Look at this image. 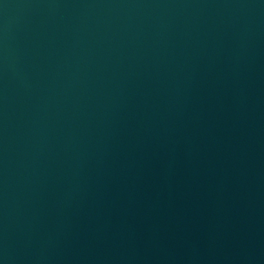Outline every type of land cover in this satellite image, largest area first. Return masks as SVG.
Returning <instances> with one entry per match:
<instances>
[{
  "label": "water",
  "instance_id": "obj_1",
  "mask_svg": "<svg viewBox=\"0 0 264 264\" xmlns=\"http://www.w3.org/2000/svg\"><path fill=\"white\" fill-rule=\"evenodd\" d=\"M0 264H264V0H0Z\"/></svg>",
  "mask_w": 264,
  "mask_h": 264
}]
</instances>
